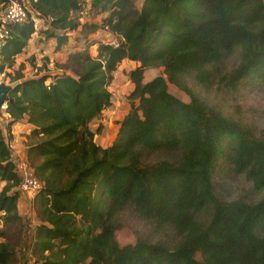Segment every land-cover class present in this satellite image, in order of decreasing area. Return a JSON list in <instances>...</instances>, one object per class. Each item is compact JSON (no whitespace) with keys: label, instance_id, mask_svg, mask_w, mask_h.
Listing matches in <instances>:
<instances>
[{"label":"trees","instance_id":"obj_1","mask_svg":"<svg viewBox=\"0 0 264 264\" xmlns=\"http://www.w3.org/2000/svg\"><path fill=\"white\" fill-rule=\"evenodd\" d=\"M28 1L38 17L51 20L50 29L63 32L43 30L58 49L68 42L67 33L82 31L74 16L88 0ZM136 3L90 0L91 10L106 17L89 31L104 30L117 44H87L69 57L70 73L53 80L23 74L13 79L0 121L5 113L9 126H31L26 158L40 183L29 256L34 264H264V198L224 202L213 184L221 167L264 191V132L225 116L188 87L191 78L205 89L264 90V0ZM36 32L33 21L10 28L0 48L1 71L13 66ZM233 55L236 67L223 71L224 59ZM127 60L136 64L129 74L131 109L116 141L102 148L90 125L112 106L109 88ZM152 69L162 74L144 82ZM169 85L190 102L172 95ZM8 142L0 127V217L6 230L22 223L21 178ZM153 154L166 158L149 161ZM127 209L157 228L169 227L175 242L138 239L120 246L115 219ZM1 239L0 264H15L5 230Z\"/></svg>","mask_w":264,"mask_h":264},{"label":"rangeland","instance_id":"obj_2","mask_svg":"<svg viewBox=\"0 0 264 264\" xmlns=\"http://www.w3.org/2000/svg\"><path fill=\"white\" fill-rule=\"evenodd\" d=\"M28 1V0H27ZM6 2V1H5ZM4 0H0V10L2 9ZM136 5L141 6L143 0H136ZM105 15L97 14L90 8V0L87 1L85 10L74 16L78 22L84 26L82 31L75 33H67L68 42L61 48H57L55 38H49L43 30H50L52 34L62 36L63 32L55 31L51 28V20L41 19L34 14L37 23L36 34L33 35V42L28 45L26 53L15 58L12 67L6 66L3 71L0 70V84H5L10 88H14L16 83L13 79L17 74H23L25 79L51 76H63L70 73L68 67L69 57L79 51L87 49L89 45L103 39L106 43L117 44L118 39L107 37L104 30H98L96 33L89 31L91 25L102 24ZM114 39V40H113ZM92 57L97 56L96 47H89ZM238 63L236 55L228 56L224 59L221 68L225 72H230ZM136 68V64L131 61H125L114 73V78L109 88L112 94V106L109 107L106 114L105 124L103 126L102 137H107L108 142L118 134L122 120L129 113L130 101L129 97L134 91V85L129 79V74ZM23 69V70H22ZM162 74L160 69L148 70L145 73L144 82H149L153 78ZM188 87L197 93L202 100L209 106L220 110L225 116H228L241 123L244 126L252 128L257 134L264 132V90L261 89H239L238 91H228L220 89L218 86L212 85L209 89H205L198 85L193 79L188 80ZM169 92L179 100L189 103L190 98L183 91L169 85ZM3 113L0 125L4 126ZM24 123L26 121H23ZM23 123V124H24ZM27 125V124H25ZM95 129L97 125H92ZM105 128V131H104ZM101 129V128H99ZM31 131V126L18 125L6 138H9L13 146L14 152L20 153L24 157L28 151L30 141L27 139ZM95 140V139H94ZM163 154L150 155L149 161H158L165 159ZM214 192L216 197L224 202H232L243 199L249 203H256L264 198V191L256 189L251 182H248L243 175L232 173L230 169L218 168L213 177ZM5 186L0 182V192ZM20 204V212L22 217L21 225H15L4 229L3 221L0 217V233L5 230L7 239L14 246L15 264H34L29 251L32 247L33 236L38 226V220L34 210V198L31 194L22 192ZM117 231L116 240L120 246L135 244L138 239H142L149 243H164L172 245L175 242L173 231L169 227L157 228L154 223L146 222L139 219L137 213L132 209H127L116 216L115 219ZM1 242L4 240L1 239Z\"/></svg>","mask_w":264,"mask_h":264},{"label":"built area","instance_id":"obj_3","mask_svg":"<svg viewBox=\"0 0 264 264\" xmlns=\"http://www.w3.org/2000/svg\"><path fill=\"white\" fill-rule=\"evenodd\" d=\"M34 14L35 13L32 11L29 1L7 0L0 10V48L10 39L11 27L24 25L33 21L36 28L37 23ZM5 110L6 105L2 107V111ZM8 145L11 150L12 161L15 164L16 172L21 178V185L19 188L21 193L26 192L33 197H36L40 189V183L34 178L33 170L27 161L26 155L22 157L20 153L17 154L14 152L13 146L10 142H8Z\"/></svg>","mask_w":264,"mask_h":264},{"label":"crops","instance_id":"obj_4","mask_svg":"<svg viewBox=\"0 0 264 264\" xmlns=\"http://www.w3.org/2000/svg\"><path fill=\"white\" fill-rule=\"evenodd\" d=\"M32 42H33V40L30 41V44H31ZM30 44H29V45H30ZM27 49L30 50L31 47L28 46ZM27 49L24 51V53L27 52ZM107 111H108V110H106V111L103 113L102 117H101L99 120H96L95 122H93V123L90 125L91 130L94 131V132H97L96 135H95V143L98 144L99 146H101L102 148H107V147L111 146V145L116 141V139H117V135H118V134L115 135V136L110 140V142H108L106 136H105V137H102L103 135L98 133V128H99V127H101V132H103V126H102V125H104V126L106 127V124H105V120H106V118H104V117H106ZM4 116H5V118H4L5 120H4L3 122H4L5 125L3 126L2 123H1L0 127H1V130H2V132H3V134H4L5 137H7V135H8L9 132L12 133L13 130L16 128V126H18V125H24V126H27V125H28L26 122L24 123L23 121H21V122H18V123H14L12 126H9V123L11 122V119L9 118L8 115H4ZM104 119H105V120H104ZM1 122H2V121H1ZM23 123H24V124H23ZM25 124H27V125H25ZM92 125H97L98 128L95 127V129H94ZM28 127H29V125H28ZM104 131H105V128H104ZM12 134H13V133H12ZM21 201H22V199L20 198L19 203H18V212H19L20 216H21V212H20V209H21V207H20Z\"/></svg>","mask_w":264,"mask_h":264},{"label":"water","instance_id":"obj_5","mask_svg":"<svg viewBox=\"0 0 264 264\" xmlns=\"http://www.w3.org/2000/svg\"><path fill=\"white\" fill-rule=\"evenodd\" d=\"M11 88L5 84H0V110L5 105L8 93L10 92Z\"/></svg>","mask_w":264,"mask_h":264},{"label":"clouds","instance_id":"obj_6","mask_svg":"<svg viewBox=\"0 0 264 264\" xmlns=\"http://www.w3.org/2000/svg\"><path fill=\"white\" fill-rule=\"evenodd\" d=\"M1 111H2V109H1ZM2 112H4V111H2Z\"/></svg>","mask_w":264,"mask_h":264}]
</instances>
